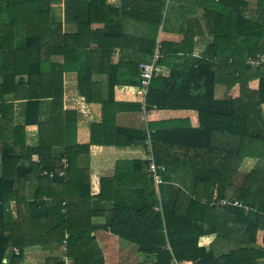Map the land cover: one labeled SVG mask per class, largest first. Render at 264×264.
I'll use <instances>...</instances> for the list:
<instances>
[{"label": "trees", "instance_id": "1", "mask_svg": "<svg viewBox=\"0 0 264 264\" xmlns=\"http://www.w3.org/2000/svg\"><path fill=\"white\" fill-rule=\"evenodd\" d=\"M50 1L0 0V264H5V255L7 264H31L22 262L24 247L30 245L63 247L64 256H48L44 264H103L92 233L98 228L136 245L142 254L137 264L187 260L191 264H264V234L262 246L256 244L258 230H264V168L251 169L240 184L232 180L233 168L237 170L244 156L264 159V0L257 4L263 10L257 18L245 17L241 10L245 3L238 0L197 4L206 17L188 20L178 42L161 43L158 62H165L175 57L166 55L168 45L174 51L191 53L194 42L187 33L213 37L207 59L189 58L206 62L199 92L192 93L190 69L171 68L169 77L150 81L146 97L155 107L149 117L155 120L151 124H157L151 136L153 150L158 161L165 155L166 166H171L165 170L163 165L159 174L168 180L178 167L177 160L185 156L183 162H189L195 176L192 195L173 185L165 199H158L152 187L149 192L128 188L131 178L125 174L92 180L90 170L77 163L80 149L73 144L53 153V131L47 138L39 130L37 145L24 144V126L41 124L37 118L41 98H51L52 111L61 96V81L57 78L56 85L54 73L56 67L57 76L69 68V43L78 54L76 45H82L86 33H94L89 28L92 22L103 24L101 31L110 38L107 44L111 48L122 44L129 34L127 25L113 18L116 8L111 4L81 0L76 31L57 37L52 32L56 23ZM152 2L153 18L149 15L148 20V14L140 10V29L133 35V41H139L142 52L148 54L157 40L164 6L163 0ZM100 12L105 16L99 17ZM17 28H21L20 36ZM19 39L23 45H18ZM54 52L64 55V64H53L47 58ZM259 54L263 55L261 61L247 62ZM82 70L77 71L83 74ZM132 81L139 84V74H133ZM217 85L221 97L215 96ZM6 94L24 99L23 124H10L13 104ZM173 110L178 114L173 115ZM158 111L172 115L162 119ZM52 113L45 123L61 119L55 118V110ZM118 129L123 133V128ZM132 131L137 132L136 142L143 143L144 132ZM216 141L234 145L223 150ZM162 186L161 192L165 190ZM221 199L229 201L210 203ZM92 201L104 206L95 207ZM100 215L104 222L93 223L92 217ZM236 234L240 235L238 244L230 245Z\"/></svg>", "mask_w": 264, "mask_h": 264}, {"label": "crops", "instance_id": "2", "mask_svg": "<svg viewBox=\"0 0 264 264\" xmlns=\"http://www.w3.org/2000/svg\"><path fill=\"white\" fill-rule=\"evenodd\" d=\"M122 1L105 0L106 3L116 8L112 13L113 18H118L122 24L125 23L127 25L129 30L127 39L122 44L116 43L117 45L111 48L107 44L110 38L108 39L104 31H101L103 24L101 22H92L89 28L94 33H86L82 38V45H76L79 51L78 54L74 53L73 47H71L72 43H69L70 48H68V55L66 56V63L69 68L63 69L60 76H57L56 67L54 73L56 85L57 78L61 81V96L58 97V101L54 100L55 118L57 120L58 118L61 119L54 124L45 123L50 119V115L54 114L52 113L54 110L51 111V108H49L50 97L41 98L37 117L41 124L25 125L23 142L25 145L35 146L39 143V130L45 133L47 138L48 133L53 131V137L56 134L54 138H51L53 153L60 151L64 145L67 147L73 144V147L80 149L78 153L76 152L77 163L90 170L89 176H91L92 180H97L100 176L112 177L125 174L131 178L130 187L128 188H133L136 192L141 189L144 192H149V188L152 187L156 191L158 199L170 197L171 186L173 185L179 186L185 193L192 195L195 176L189 162H183L187 160L185 156H180L177 160L178 167L170 172L168 180H163L161 177L162 181L159 185L157 184L158 187L155 186L151 173L147 169V140L150 142L154 163L164 165L165 170L171 168V166L169 167L165 164L167 157L162 155V161H158L153 150L154 144L151 136L157 124H151L155 120L149 117L152 112V106L155 104L148 101L146 97L150 84L147 90L143 92L142 87L132 81L133 74H139V62L148 59L151 55L142 52L144 47H140L139 41L137 43L133 41V35H137L140 29V10L148 14L149 20V15L152 18L154 15V3L152 2L153 0H127L125 3H121ZM217 1L219 2L220 0H163L161 24L157 34V40L160 41V45L162 41L167 44L178 42L185 33L187 22L191 18L193 21V18L201 21L206 17L203 14V7L197 6V4L208 3V5H214ZM227 1L233 3V0ZM238 1L245 3V8H241V10L247 18H257V15L263 11L257 6L260 0ZM80 4L81 0H72L71 2L66 0L50 1L51 16L56 23L52 32L56 36L57 34L76 31L78 18L76 17V11ZM98 15L99 17L105 16L102 12L98 13ZM200 26L202 25L200 24ZM194 27L197 28V23H195ZM20 29H16L19 36L21 35ZM195 33L193 35L186 34V37L192 38L194 42L191 53H184L180 50L174 51L171 47H168L169 45L166 47V55L171 54V56L175 57L170 60L166 59L165 62H157L158 69L153 77H169L171 68L190 69L189 84L191 85L192 93H197L202 89V70L205 68L206 62L198 63L194 59L189 58L207 59L209 54L207 47L213 37L202 33L199 34L197 31ZM17 41L19 42L18 45H23L21 39ZM154 48L155 44L153 50ZM47 58L53 64H64V55L59 52H54ZM78 69H83V74L81 71H77ZM184 78H187V76ZM215 96L221 97L220 85L216 86ZM5 98L13 104L10 124H23L24 99L13 98L12 94H6ZM178 112V110H173L172 114L176 115ZM172 114L168 111H158V116L162 119ZM1 119L0 116V124L2 122ZM118 128H123V133ZM132 130L144 132L145 139L143 143L140 141L136 142L138 138L137 132ZM92 138L96 140L93 141ZM224 140L229 139L224 138ZM216 143L223 150L226 149L225 147L228 148L234 145L232 141L230 143L216 141ZM19 149L20 143L15 147L16 151H19ZM134 160L143 161L144 163L142 165L133 164L132 161ZM61 161L65 163L64 158H61ZM232 163H234V159ZM128 166H133V168ZM123 167H126L127 170H123ZM253 168H264V159L251 156L241 158L237 170L233 168V182L240 184L244 174ZM61 173L62 171H58V174ZM161 184H164L162 187L165 189L162 192L160 189ZM126 191L134 192L131 190ZM91 205L95 207L104 206V204L95 203L94 201L91 202ZM91 220L93 223H103L104 217L103 215L94 216ZM92 233L102 251L103 264H137L142 256L133 243L120 239L117 235L105 229L98 228ZM263 234L264 230L259 229L256 243L258 246H262L261 238ZM239 238V234L233 235L229 240L230 245L238 244L237 239ZM130 246H134V252L132 251L129 254L127 249ZM59 255L64 256L62 246L43 248L39 245H30L24 247L22 262L44 264L46 257ZM3 263H8V255L4 256ZM172 264H174V261Z\"/></svg>", "mask_w": 264, "mask_h": 264}, {"label": "built area", "instance_id": "3", "mask_svg": "<svg viewBox=\"0 0 264 264\" xmlns=\"http://www.w3.org/2000/svg\"><path fill=\"white\" fill-rule=\"evenodd\" d=\"M160 41L157 40L155 42V48L153 52L151 53L150 57L146 60H142L139 62V84L142 87V91L145 92L150 84L151 78L156 73L158 69V58L160 57ZM263 58V55L259 54L255 57H250L247 62L248 63H256L261 61ZM148 144V153H147V169L151 173V176L153 178V181L155 185L159 184L162 179L160 174L158 173V169L162 170L164 169V166L162 164L157 165L154 163L152 159V152H151V146L149 140H147ZM228 201L226 199H221L219 201H212L211 203H217V204H224ZM236 203V201H234ZM14 253L18 252V249L15 247L13 248ZM191 260L183 261V262H177L176 264H191Z\"/></svg>", "mask_w": 264, "mask_h": 264}, {"label": "rangeland", "instance_id": "4", "mask_svg": "<svg viewBox=\"0 0 264 264\" xmlns=\"http://www.w3.org/2000/svg\"><path fill=\"white\" fill-rule=\"evenodd\" d=\"M232 141H235V138H232ZM159 185V184H158ZM158 185H155L156 187H158ZM135 247H136V245H134ZM134 246H130L128 249H127V252L130 254L132 251H133V247ZM28 250H30V249H28ZM134 252V251H133ZM133 261H135V260H133Z\"/></svg>", "mask_w": 264, "mask_h": 264}]
</instances>
